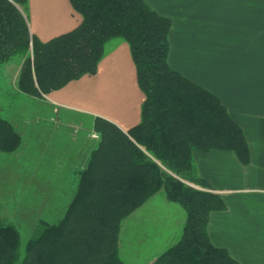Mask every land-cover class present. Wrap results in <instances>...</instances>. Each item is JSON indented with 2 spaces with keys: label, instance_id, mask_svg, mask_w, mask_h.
<instances>
[{
  "label": "trees",
  "instance_id": "1",
  "mask_svg": "<svg viewBox=\"0 0 264 264\" xmlns=\"http://www.w3.org/2000/svg\"><path fill=\"white\" fill-rule=\"evenodd\" d=\"M81 15L73 29L42 41L29 29L28 0H0V69L21 61L15 87L41 99L94 74L111 39L125 41L144 94L139 122L126 132L95 116L99 134L63 213L40 219L20 250L16 225L0 217V264H125L119 256L122 221L162 190L185 220L179 239L147 264H238L212 244L209 215L224 207L193 168L194 151H234L244 164L242 128L219 98L173 70L167 61L170 20L144 0H69ZM22 142L0 116V153Z\"/></svg>",
  "mask_w": 264,
  "mask_h": 264
},
{
  "label": "crops",
  "instance_id": "2",
  "mask_svg": "<svg viewBox=\"0 0 264 264\" xmlns=\"http://www.w3.org/2000/svg\"><path fill=\"white\" fill-rule=\"evenodd\" d=\"M144 1L170 20L169 66L216 95L248 143L246 164L231 150L192 154L195 173L224 203L209 215V239L238 264H264V0ZM27 19L31 33L46 41L73 29L82 18L69 0H28ZM143 100L129 46L120 39L108 41L96 73L40 99L53 113L99 116L125 132L139 122ZM150 199L139 206L140 245L155 252L148 262L173 245L185 220L184 209L183 215L166 204L168 211L162 214ZM177 214L169 227L168 220ZM154 219L166 229L161 231L157 221L153 225Z\"/></svg>",
  "mask_w": 264,
  "mask_h": 264
},
{
  "label": "rangeland",
  "instance_id": "3",
  "mask_svg": "<svg viewBox=\"0 0 264 264\" xmlns=\"http://www.w3.org/2000/svg\"><path fill=\"white\" fill-rule=\"evenodd\" d=\"M20 67L21 61L15 58L0 69V116L10 121L22 138L15 151L0 153V217L16 225L23 250L40 219L52 221L63 213L76 185L77 172L86 165L99 134L91 115L65 110L53 113L40 99L19 92L15 83ZM150 198V206L162 214L168 211L164 206L170 204L184 215L182 206L168 201L162 190ZM140 213L137 207L121 223L119 256L125 264H146L155 253L153 248L140 245ZM177 220L178 214L168 220V226ZM162 224L161 231L166 229ZM180 234L181 228L171 243Z\"/></svg>",
  "mask_w": 264,
  "mask_h": 264
}]
</instances>
